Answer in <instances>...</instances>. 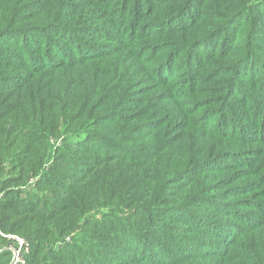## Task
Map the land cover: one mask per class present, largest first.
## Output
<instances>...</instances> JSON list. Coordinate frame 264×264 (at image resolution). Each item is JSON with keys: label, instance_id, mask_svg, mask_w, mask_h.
<instances>
[{"label": "trees", "instance_id": "16d2710c", "mask_svg": "<svg viewBox=\"0 0 264 264\" xmlns=\"http://www.w3.org/2000/svg\"><path fill=\"white\" fill-rule=\"evenodd\" d=\"M0 192L24 264H264V0H0Z\"/></svg>", "mask_w": 264, "mask_h": 264}, {"label": "rangeland", "instance_id": "374dc122", "mask_svg": "<svg viewBox=\"0 0 264 264\" xmlns=\"http://www.w3.org/2000/svg\"><path fill=\"white\" fill-rule=\"evenodd\" d=\"M139 80L137 83H141L140 87H150L152 82L151 76L148 73L144 74H137L136 76ZM173 103V102H172ZM173 108V107H172ZM50 143L52 146V158L50 161H53L54 156L58 153V148H60L62 143V138L60 136L52 137L50 139ZM5 165H8V163ZM8 167V166H7ZM60 182V180H59ZM60 185L58 188H55L53 191H57V193H61V195H58L57 197L53 195V192H47L43 188H34L32 185L31 180L28 181V183L24 186L19 187L21 190L25 191H32L37 194L38 196V204L40 206V209L44 212H48L51 207L55 208L57 207L58 203L63 200V196L65 195V186L67 185V182H60ZM0 192V196H1ZM244 209V208H242ZM97 217L96 210H89L86 211L84 215L85 221L88 219V221H93ZM24 238V237H23ZM86 238L87 239V245H84L85 250L88 251L86 258L89 260H97L101 262H110L117 259V255L115 253V250L110 245L109 239H100L101 237L97 236V232L90 226L86 225L84 221H81L80 226L76 227L69 235L65 237L66 241L76 240L78 243L81 239ZM25 239V238H24ZM60 245L59 242H55L53 244H48L47 250L51 248L58 247ZM46 251V250H45ZM44 253V251H43ZM64 257V256H63ZM67 259L62 260L55 258L49 259V261H52V263L57 264H70V261L79 260L78 252H72L69 256H66ZM78 257V258H77ZM77 258V259H76Z\"/></svg>", "mask_w": 264, "mask_h": 264}, {"label": "built area", "instance_id": "2783aa9c", "mask_svg": "<svg viewBox=\"0 0 264 264\" xmlns=\"http://www.w3.org/2000/svg\"><path fill=\"white\" fill-rule=\"evenodd\" d=\"M0 234L7 237L8 239H11L14 241L13 243H10L6 248L12 251V259L10 264H16L18 262L24 264L25 260L23 258V255L28 253L29 251V242L24 239L21 236L13 235V234H4L0 230Z\"/></svg>", "mask_w": 264, "mask_h": 264}]
</instances>
